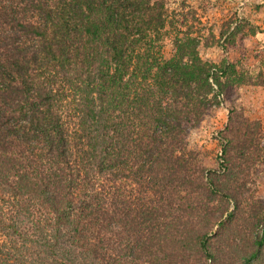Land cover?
Masks as SVG:
<instances>
[{
	"label": "trees",
	"instance_id": "obj_1",
	"mask_svg": "<svg viewBox=\"0 0 264 264\" xmlns=\"http://www.w3.org/2000/svg\"><path fill=\"white\" fill-rule=\"evenodd\" d=\"M195 22L166 0H0V264H264L251 133L213 171L188 148L234 72Z\"/></svg>",
	"mask_w": 264,
	"mask_h": 264
},
{
	"label": "rangeland",
	"instance_id": "obj_2",
	"mask_svg": "<svg viewBox=\"0 0 264 264\" xmlns=\"http://www.w3.org/2000/svg\"><path fill=\"white\" fill-rule=\"evenodd\" d=\"M166 1L186 20L187 27L201 22L197 26L200 56L219 67L228 64L229 70H234L219 79L224 95L190 131L188 148L198 153V162L204 169H220L222 142L232 138L231 145L236 147L240 144L238 134L242 133L238 132L246 128L253 140L249 154L257 156L249 167V186L264 199V87H253L264 82V0ZM170 51L167 48V53ZM247 65H252L250 71ZM231 75L240 82L235 84L229 79ZM230 109L235 112L229 122ZM227 124L234 130L232 135L225 131Z\"/></svg>",
	"mask_w": 264,
	"mask_h": 264
},
{
	"label": "crops",
	"instance_id": "obj_3",
	"mask_svg": "<svg viewBox=\"0 0 264 264\" xmlns=\"http://www.w3.org/2000/svg\"><path fill=\"white\" fill-rule=\"evenodd\" d=\"M214 62V61H213ZM250 66H252V65H247V69L250 71L251 70V67ZM236 67H238L237 65H236ZM256 85H258V86H263L264 87V82L260 85V84H253V87H255Z\"/></svg>",
	"mask_w": 264,
	"mask_h": 264
}]
</instances>
